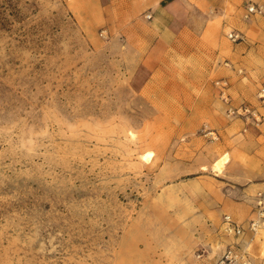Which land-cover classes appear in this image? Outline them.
<instances>
[{
  "label": "rangeland",
  "instance_id": "obj_1",
  "mask_svg": "<svg viewBox=\"0 0 264 264\" xmlns=\"http://www.w3.org/2000/svg\"><path fill=\"white\" fill-rule=\"evenodd\" d=\"M143 1L0 0V264H252L264 0Z\"/></svg>",
  "mask_w": 264,
  "mask_h": 264
},
{
  "label": "crops",
  "instance_id": "obj_2",
  "mask_svg": "<svg viewBox=\"0 0 264 264\" xmlns=\"http://www.w3.org/2000/svg\"><path fill=\"white\" fill-rule=\"evenodd\" d=\"M166 0H144L141 5L145 7L146 9H152L153 11H161L163 10L162 3ZM100 0H98V3ZM176 0H169L164 6L167 10L176 8ZM259 26L262 23H257ZM262 26V25H261ZM261 26L257 27L256 29L251 28V33L255 36H263L264 31L261 30ZM258 28V29H257ZM264 29V28H263ZM169 30L164 31V35H157L155 38L152 39L150 42L151 44L148 46L147 49V58L149 62H152L153 60H160L165 47L168 46V44L171 42V38L169 37ZM253 43H256L255 40H253ZM255 48H259V45H255ZM254 48V49H255ZM147 64L149 62L145 61ZM146 65V64H145ZM246 78L250 79L251 77L246 74ZM254 82L256 81V78L253 79ZM252 80V81H253ZM254 107L256 108V111L261 115L262 117V123L257 126L256 128L253 127H246V130L241 133L242 138L245 142H252L254 143V149L248 150L247 154H257L259 151L264 152V100H255L253 99ZM262 187V186H261ZM252 249L250 252L251 262L252 264H264V229L262 230L260 236L256 238V240L252 243Z\"/></svg>",
  "mask_w": 264,
  "mask_h": 264
},
{
  "label": "built area",
  "instance_id": "obj_3",
  "mask_svg": "<svg viewBox=\"0 0 264 264\" xmlns=\"http://www.w3.org/2000/svg\"><path fill=\"white\" fill-rule=\"evenodd\" d=\"M252 17H264V6L254 2H247L243 6V18L250 19ZM228 39L233 42L241 41L242 36L239 32L230 31L228 34ZM258 98L264 100V75L262 76L259 82ZM249 113V110L246 107H240L237 113ZM229 113L233 114V110L229 109ZM256 118H259L258 115H255ZM259 121V120H258ZM256 207H257V220H251L247 226H242L235 222L229 215H224L222 220V230L225 235L234 237L236 239L242 238L246 232H250L252 235L256 234V231L259 227V221L264 219V191L258 193L256 196ZM238 244H233L228 247L224 252L219 264H249L246 260V256L243 255V252L237 248ZM245 259V260H244Z\"/></svg>",
  "mask_w": 264,
  "mask_h": 264
},
{
  "label": "bare ground",
  "instance_id": "obj_4",
  "mask_svg": "<svg viewBox=\"0 0 264 264\" xmlns=\"http://www.w3.org/2000/svg\"><path fill=\"white\" fill-rule=\"evenodd\" d=\"M143 157L145 158V160H147L150 157V153H146L145 155H143ZM221 159H220V161H217L216 164L214 165L218 170H220V168L223 165L224 160H225L223 158H221Z\"/></svg>",
  "mask_w": 264,
  "mask_h": 264
}]
</instances>
